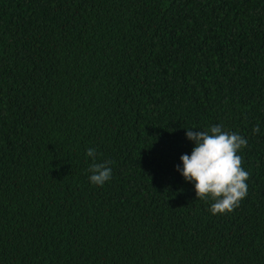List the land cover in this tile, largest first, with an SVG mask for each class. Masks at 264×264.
<instances>
[{"label": "trees", "instance_id": "16d2710c", "mask_svg": "<svg viewBox=\"0 0 264 264\" xmlns=\"http://www.w3.org/2000/svg\"><path fill=\"white\" fill-rule=\"evenodd\" d=\"M219 124L250 176L213 215L177 165ZM0 264H264V0H0Z\"/></svg>", "mask_w": 264, "mask_h": 264}, {"label": "clouds", "instance_id": "9594fccd", "mask_svg": "<svg viewBox=\"0 0 264 264\" xmlns=\"http://www.w3.org/2000/svg\"><path fill=\"white\" fill-rule=\"evenodd\" d=\"M195 129V130H194ZM253 134L260 132L257 124ZM186 137L195 142L191 155L183 154L180 171L188 182H195L198 199L213 203L210 211L213 215L231 213L239 207L247 196L249 172L242 167V158L238 151L247 147V139L239 133L226 131L222 124L213 125L208 129L187 128ZM91 158L88 171L92 184L103 186L112 178L111 160L98 161L97 150L89 148L86 153Z\"/></svg>", "mask_w": 264, "mask_h": 264}]
</instances>
